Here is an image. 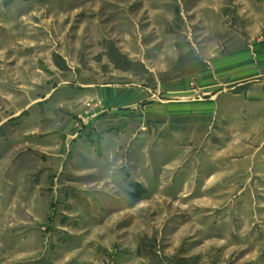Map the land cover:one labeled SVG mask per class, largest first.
Returning a JSON list of instances; mask_svg holds the SVG:
<instances>
[{
    "label": "rangeland",
    "instance_id": "374dc122",
    "mask_svg": "<svg viewBox=\"0 0 264 264\" xmlns=\"http://www.w3.org/2000/svg\"><path fill=\"white\" fill-rule=\"evenodd\" d=\"M257 34L264 0H0V264H264L262 160L190 109ZM88 87L150 92L112 125Z\"/></svg>",
    "mask_w": 264,
    "mask_h": 264
},
{
    "label": "crops",
    "instance_id": "0c3cea01",
    "mask_svg": "<svg viewBox=\"0 0 264 264\" xmlns=\"http://www.w3.org/2000/svg\"><path fill=\"white\" fill-rule=\"evenodd\" d=\"M257 36L258 34L251 45L248 43L237 51L209 61L207 67L195 77L198 78V91L202 92L205 99L196 100L190 109L196 114L194 116L206 117L211 130L222 129L224 137L229 138L231 149L247 152L244 157L248 160H262L261 164L264 167V40L258 39ZM176 90L184 92L190 89L176 88ZM146 92L149 94L150 90L134 89L126 92L115 87L99 89L88 87L84 91L86 96L93 95L103 101L107 111L110 109L113 112L112 116L104 114L100 120L104 121L110 117L112 121H109L112 125L119 123L120 113H124L125 109L133 110L142 103L145 99L141 98ZM191 92L195 93L196 90L193 89ZM86 131L87 128L80 133V136L83 137ZM104 134V143H109L115 136L111 130H107ZM70 138L76 139L71 134ZM62 157L66 162L71 157L70 151L68 150ZM64 162L58 169L43 168L40 173L52 175L67 173ZM261 176L259 184H262L260 188L262 191L264 173H261ZM40 190L41 187L37 186L35 191L34 186L30 193H27L33 204L29 214L33 216L34 221L35 193ZM42 208L44 215L50 214L46 205Z\"/></svg>",
    "mask_w": 264,
    "mask_h": 264
}]
</instances>
